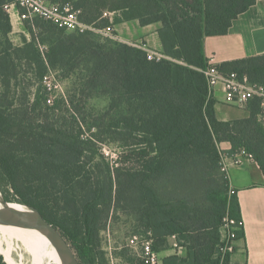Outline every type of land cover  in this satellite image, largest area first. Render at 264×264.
I'll return each instance as SVG.
<instances>
[{"label":"trees","instance_id":"obj_1","mask_svg":"<svg viewBox=\"0 0 264 264\" xmlns=\"http://www.w3.org/2000/svg\"><path fill=\"white\" fill-rule=\"evenodd\" d=\"M51 1L71 3L81 10L82 22L100 29L109 26L106 11L121 12L112 26L159 24L166 58L149 61L138 47L108 40L100 44L92 33H66L40 19L34 29L23 24L32 39L26 50L13 49L4 7L15 0H0V43L8 45L0 50L3 199L36 209L68 241L79 264H107L99 236L119 206L135 218L139 232L151 234L158 254L172 236L185 248V257L162 258L161 264H237L231 254L218 251L224 218L240 225L236 240L244 238L238 199L220 166L219 145H230L228 155L245 150L264 175V126L257 99L247 104L248 119L217 120L216 101L203 74L207 59L202 42L226 34L232 21L258 0ZM35 29L39 43L48 48L44 57L34 45ZM25 51L27 67L33 65L29 71L40 81L48 68L77 73L72 94L49 105L41 85L30 98L15 62ZM218 70L264 84V55L225 63ZM100 97L109 100L108 109L93 118L88 102ZM84 127L124 142L126 167L111 169L95 144L81 139ZM0 264H6L1 255Z\"/></svg>","mask_w":264,"mask_h":264},{"label":"crops","instance_id":"obj_2","mask_svg":"<svg viewBox=\"0 0 264 264\" xmlns=\"http://www.w3.org/2000/svg\"><path fill=\"white\" fill-rule=\"evenodd\" d=\"M9 17L13 30L20 22L13 13ZM159 26L141 27L137 21H131L114 26V33L120 40H125L121 33L126 28V44L137 46L139 42L149 50L162 52L157 34ZM202 48L206 59L213 58L217 68L225 63L264 55V0H258L248 12L234 19L226 34L204 38ZM211 94L216 101L214 110L217 120L231 122L250 117L247 105L232 106L224 102L222 84H217ZM230 148L228 143L219 145V150L225 153ZM227 165L230 187L238 199L244 232V238L234 242L231 262L264 264V175L258 164L247 158H242L238 164L231 158ZM167 244V249L159 254L162 258L186 256L185 248L178 246L175 236L168 238Z\"/></svg>","mask_w":264,"mask_h":264},{"label":"built area","instance_id":"obj_3","mask_svg":"<svg viewBox=\"0 0 264 264\" xmlns=\"http://www.w3.org/2000/svg\"><path fill=\"white\" fill-rule=\"evenodd\" d=\"M4 9L9 15L11 13L15 14L22 26L27 23L33 29L35 19H40L70 34L83 35L88 30H91V25L80 20L81 10L75 8L71 3L52 2L51 0H15L14 3L6 5ZM112 14L107 11L103 14V18L108 19L109 24L112 23ZM103 32L105 35H112L113 28L109 25L103 29ZM138 48L145 51L149 61L160 62L166 58L162 52L149 50L145 47ZM51 74L52 72L49 71L42 78V85L48 93L47 103L49 105L53 103L58 93H60L58 91L59 85L51 80ZM203 74L210 91L217 84L223 85L225 92L224 102L227 105L245 107L249 101L259 100L261 107L259 121L264 126V84L251 83L247 77L239 78L236 73L228 75L220 73L213 58L207 60V67L203 70ZM231 158L234 159L236 164L240 163L242 158L253 160L252 156L245 150H240L238 153L231 155L222 152L220 154L222 171L227 173V161ZM231 193H234V191L231 190ZM239 229L240 225L236 224L234 220L227 217L224 218L220 228V244L218 245V251L221 256L226 253H233L236 231ZM152 242L153 239L150 233H147L143 238L133 235L129 240L135 250L137 247L141 249L145 260L143 264H161L159 254L152 248Z\"/></svg>","mask_w":264,"mask_h":264},{"label":"rangeland","instance_id":"obj_4","mask_svg":"<svg viewBox=\"0 0 264 264\" xmlns=\"http://www.w3.org/2000/svg\"><path fill=\"white\" fill-rule=\"evenodd\" d=\"M110 13H113L112 23L115 18H121V12ZM112 23L109 24L113 28L112 35H105L103 32L104 28H97V24H91V30H88V32L86 33H92L96 38L97 42L100 44H104L108 40L110 43L129 45L126 44V28L121 33V35L125 37V40H120L113 34L114 26H112ZM19 24L20 25L15 26V28L12 30V33L8 35V44H10L13 49L26 50V47L29 43L32 42V39L24 30L22 24ZM38 34L39 31L36 30V41L34 40V45L36 46L39 53L44 57V54H46L48 48L39 43L40 37L38 36ZM131 41L134 42L135 40ZM1 45L8 47L6 43H0V50ZM136 45L137 46H129L144 47V45L139 42L136 43ZM24 55H27V51H25V53L22 55V59H15V62L20 67L19 70L21 71V73L19 74V81H24L27 94L30 98H33L34 94H36L37 89L41 87L42 80L40 81L37 77H35V71L30 73V67L33 68V65H29V67H27L28 65H26L27 61L25 60L26 58L23 57ZM49 71L52 72V82L55 81V83L59 85L58 91H60V93H58L55 100L59 97H66L67 94H72V91L76 88L78 84L77 73H67L60 68H48V72ZM1 90L2 88L0 85V92ZM18 92H20V90H18ZM108 105L109 100L107 98H94L88 102V112L91 113L93 118H101L107 111ZM112 116L117 118L116 113H113ZM95 134L97 135V137H100L104 140L100 142V140L95 137ZM81 139L93 142L96 146L99 157H101L104 162L110 166L111 169L126 167V158H124L126 156V144L124 142H114L111 137L102 136V133L100 134V132L96 130V128H91L90 131H87V127L82 128ZM137 225L138 223L135 222V218L130 214L129 211L126 210V207L119 206V208H115L114 210H112L111 218L108 222L107 228L105 229V231L101 232L99 236L101 249L104 253V257L106 259L107 264L144 263L145 260L143 254L141 253V249L137 247L135 250L129 243V240L133 235H137L141 238L145 236L144 234L139 232ZM159 258L161 263L162 257L160 256Z\"/></svg>","mask_w":264,"mask_h":264},{"label":"bare ground","instance_id":"obj_5","mask_svg":"<svg viewBox=\"0 0 264 264\" xmlns=\"http://www.w3.org/2000/svg\"><path fill=\"white\" fill-rule=\"evenodd\" d=\"M0 255L6 264H64L49 243L22 224L0 225Z\"/></svg>","mask_w":264,"mask_h":264},{"label":"water","instance_id":"obj_6","mask_svg":"<svg viewBox=\"0 0 264 264\" xmlns=\"http://www.w3.org/2000/svg\"><path fill=\"white\" fill-rule=\"evenodd\" d=\"M22 224L49 243L64 259V264H79L68 241L34 208L6 202L0 193V225Z\"/></svg>","mask_w":264,"mask_h":264}]
</instances>
